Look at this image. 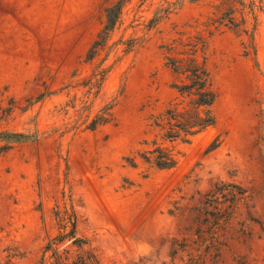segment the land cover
I'll list each match as a JSON object with an SVG mask.
<instances>
[{
  "label": "rangeland",
  "instance_id": "374dc122",
  "mask_svg": "<svg viewBox=\"0 0 264 264\" xmlns=\"http://www.w3.org/2000/svg\"><path fill=\"white\" fill-rule=\"evenodd\" d=\"M117 1L0 0V106L12 97L24 107L25 100L51 92L0 123V129L23 132L36 122L39 131L37 141L0 157V262L11 250L16 264L34 261L53 232L50 211L63 192L99 264H185L193 250L171 257L170 243L190 238L183 228L196 193L221 180L245 188L250 201L231 215L218 234L217 255L203 264H230L235 256L264 264V15L251 43L224 27L207 38L210 2L185 3L145 31L161 0H130L104 48L85 63L104 8ZM197 35L207 38L216 122L189 143L172 144L175 166L158 171L137 152L150 148L149 117L176 97L165 56L185 50ZM130 38L141 40L128 53L121 45L110 50ZM105 54L110 70L87 104L90 117L111 106V121L92 132L84 125L67 130L84 116L81 83ZM131 157L134 166L127 163Z\"/></svg>",
  "mask_w": 264,
  "mask_h": 264
},
{
  "label": "trees",
  "instance_id": "16d2710c",
  "mask_svg": "<svg viewBox=\"0 0 264 264\" xmlns=\"http://www.w3.org/2000/svg\"><path fill=\"white\" fill-rule=\"evenodd\" d=\"M130 0H118L113 5L104 8V22L101 30L96 34L84 62L91 64L99 55L116 25L121 24L122 9ZM145 0H139L142 4ZM210 2L213 9L210 23L207 24V38L224 27L234 33L244 34L253 42L254 33L260 24V17L264 15V0H161L152 17L143 26L145 31L154 28L160 20L166 18L171 12L183 4ZM210 27V29H208ZM207 38L194 36L182 47H187L175 55H167L164 67L168 69L173 81L170 88L176 97L162 112L149 117L148 127L151 129L153 139L149 142L150 148L137 152L141 161L149 167L162 171L173 168L177 161L172 144L176 142L189 143L191 139L215 125V116L212 110L216 94L212 88L207 62ZM141 39L130 38L113 43L110 50L128 53ZM253 47V46H252ZM171 49V48H170ZM108 54L104 55L91 69L89 77L81 83L85 89V101L81 102L79 110L85 113L80 123L79 119L67 130H75L84 125V130L94 131L111 121L109 107H102L91 117L92 103L87 104L90 96L93 100L98 95L101 86L111 66L104 62ZM51 95V92L39 93L34 99H27L24 107L17 106L12 97L7 98L5 105L0 106V123L5 122L15 110L23 114L34 103ZM73 109V106L70 107ZM65 111V110H64ZM66 115V112H64ZM39 138L37 124L23 132L0 129V157L8 153L15 145L25 142H34ZM143 145H147L145 140ZM215 140L210 149L217 147ZM127 163L134 166V157L128 158ZM60 200L51 208L53 232L49 235L34 261L30 264H99L97 256L88 247L87 241L79 235L77 230L78 218L73 209L69 196L60 193ZM197 198L189 208L187 227L183 228L190 238L173 239L169 246V256L173 257L185 249L193 250L194 254L186 253L185 264H203L206 256L217 255L221 243L218 234L222 232L230 220L231 215L242 206L247 208L250 196L242 186L230 182L216 180L209 184L204 193H196ZM189 242V244H188ZM202 248V250H200ZM16 254L11 250L0 264H16L12 260ZM230 264H255L246 256H235Z\"/></svg>",
  "mask_w": 264,
  "mask_h": 264
}]
</instances>
